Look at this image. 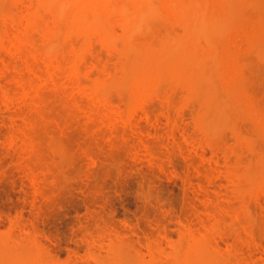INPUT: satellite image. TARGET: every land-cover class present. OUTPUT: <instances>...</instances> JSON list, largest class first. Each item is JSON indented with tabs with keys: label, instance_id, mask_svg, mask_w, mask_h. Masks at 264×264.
<instances>
[{
	"label": "rangeland",
	"instance_id": "374dc122",
	"mask_svg": "<svg viewBox=\"0 0 264 264\" xmlns=\"http://www.w3.org/2000/svg\"><path fill=\"white\" fill-rule=\"evenodd\" d=\"M6 1L0 2V34L4 23L10 30L13 23L14 32L29 29L26 33L38 39L36 24L29 28L28 19L15 20L19 3L14 8L16 0ZM158 1L128 47L112 12L116 35L109 43L91 35L79 79L68 78L66 64L50 68L40 44L42 52L34 56L28 45L0 46V232L12 248L34 245L38 264H122L111 248L114 239L124 241L121 248L127 246L130 257L137 253L151 260L150 248L156 246L159 264H172L175 245L203 237L220 247L210 246L223 264H264V173L259 175L264 172V0H240L227 23L213 31L225 56L216 69L223 68L216 70L219 75L206 73L207 81L201 78L205 82L194 90L179 82L174 86L169 78L173 84L157 82L160 88L145 91L138 96L142 100L118 85L94 92L92 81L100 73L108 74L100 78L105 81L119 79L116 72L121 75L118 70L125 67L137 76L141 65L154 61L148 47L158 49L168 34H182L186 17L165 14ZM78 38L70 42L77 44ZM230 62L241 72L237 77ZM233 78L238 82L227 93L220 85ZM203 95L214 105L208 127L196 121L206 105ZM251 171L258 172L257 180H249Z\"/></svg>",
	"mask_w": 264,
	"mask_h": 264
},
{
	"label": "bare ground",
	"instance_id": "6f19581e",
	"mask_svg": "<svg viewBox=\"0 0 264 264\" xmlns=\"http://www.w3.org/2000/svg\"><path fill=\"white\" fill-rule=\"evenodd\" d=\"M5 1L6 0H0V2H5ZM156 1L157 0H16L15 6H14V3L12 4V2H11V4L15 8L17 3H19L18 4L19 6L16 7V9H14V10L16 12V10L18 8L17 11L19 12L20 17L22 16V19L18 15V16H14V17H16L15 20L16 19L19 20V24H20V21H22L23 19L25 21H27V19H28L30 24L31 23L36 24L37 27H36V25L33 26L31 24V26L29 25V28L32 26H33L32 27L33 30L36 28L35 30L38 31L37 34L38 35L40 34V36L38 37L39 40L37 39V36L35 33L36 31H34V32L32 31L33 33H35V35L32 34V36H30V34L28 35L26 33L27 30H29V29H26V31L24 30L25 31L24 32L23 31L24 28H21L22 31L20 32V30H19L20 26L18 25V21H16L17 25L19 26L18 27L19 32H16V30L14 32V29L16 26L12 25L13 23L11 24V26H13L12 27L13 30H10L11 28L9 26H7L8 24H6V23L3 24L5 26V28H3L4 33L2 34V32H1V34H0V46L4 45V43H7L5 41H9L8 43H10L11 46H15L16 48L20 47L21 49L23 47L22 45H24V46L28 45L29 47L31 46L33 56L40 54L43 51L44 53H42V54H44V56L46 54V56H45L46 61L51 62L48 64H50V65L51 64H53V65L57 64L56 65L57 67H59V65H60V67L63 65L65 66V64H66V65H68V70L66 69L68 71V76H69L68 78L69 79L71 78L70 80L79 79L82 76V74H84L83 69L81 68L82 67L81 63H82V61L85 60L83 58V55L85 54V52L88 49L87 46L88 45H89V47L91 46L90 45L91 44V41H90L91 35L94 36L93 34H95L96 37H98L101 41L99 39L98 40L102 43L103 42L109 43L110 41H113L111 39L114 38V36L116 35L113 32L114 30L112 29V26L114 25L113 23H115V22L111 21L114 19L113 18L114 16L112 17L110 14L113 15L114 12H117L118 20L120 19L119 22H121V25H123L122 27H123L124 40H125V41H123L124 47L126 45L125 44L126 41H127L126 43H127V47H128V45H129L128 43L130 41L129 39L131 38L132 34H134L133 32L135 31V29H137L138 27H140L143 24L146 16L151 15L153 13H156V9L158 8V7H156ZM159 1H161V2L159 3ZM159 1L157 2V3H159L158 6L161 5L160 7L163 10V12L164 11L166 12V13L164 12L165 14L169 13L168 15L171 14L174 17H176V16L177 17H183V16L186 17L187 20H186V23L184 24V30H183L182 34L174 35V36L171 35L169 37H168V35H169L168 34L166 36V38H164L165 40H163V42H162L163 47L161 44L159 46V48L162 47V49L160 48L161 52H160L159 48L158 49H156V48L152 49L151 47L150 48L148 47L149 52H150V50H151V52H154L153 53V56H155L154 61L146 62V63L143 62L144 64L141 65L143 69L141 68V70L139 72L140 74L139 75L137 74V76L136 75L130 76V73L127 72L128 70L126 71L124 69L125 67H122L124 70L122 68H120V70H118V72H121V70H122L121 75H119L120 73L116 72L115 76H117V74H118L119 79L117 77H114V75H113L114 78L111 77L110 81H109V79H108V81L107 80L105 81V80L100 79V78L107 77L108 74L106 76H104L105 72H103L104 74L100 73L101 77L98 76L97 77L98 79L93 78L94 80L92 81L93 86H94L93 87L94 92L97 91L95 89H97L98 87H100L102 90V88H104V87H105V89L107 87H111V86H109L111 84L112 86L118 85V86L123 87V88L126 87V89L131 88L130 89L131 94L129 93L128 95H132V97H133V94H134V96H137V97L141 96L142 97L143 93L145 91H146L145 93L148 94L149 92H151L150 90H153V88H154V90H155V88L158 89L159 85H157V82H159V81H160L159 82L160 87H162V85L166 84V80L168 83H170V82L172 83L171 80L168 81L169 78L173 79L176 82V83L174 82V86H175V84L179 85V83H181V86L184 85V86H187V88L189 90H192V88L194 90V87H196L197 84L199 86L200 84L205 82L203 80H204V78H206V76H204L206 73L207 74L208 73L209 74H212V73L218 74L217 73L218 69L223 68V67H218L216 69L217 66H221L222 61L224 60L222 57H225V56H224L223 52L222 53H221V51L218 52L219 49H218V46L216 44L217 41L215 42L216 37L214 39L215 35L213 34V31H215V29L217 27L221 26L222 24L227 23V20L230 17V15H232L234 13V5H236L238 2L240 3V0H159ZM23 2L25 3V5H23ZM239 3H238V5H239ZM35 5H37V7ZM38 5L41 6L43 9L45 7H46V9L51 8L49 14L53 18L50 17L49 15H47L49 12L48 10L45 9L44 13H43V15L47 16V18L49 16V18H51V21L49 18L47 19L45 16L43 17V15L40 13L41 11L43 12V10L41 7H38ZM238 5H236L237 9H238ZM34 6H35V8H33ZM236 6H235V8H236ZM232 8H233V13H232ZM40 9H41V11H40ZM18 12H16V13H18ZM163 12H161V14ZM51 13H52V15H51ZM9 14L11 15V13H9ZM165 14H164V16H165ZM2 16H4V15H2ZM14 17L12 19H14ZM3 19H5V18H3ZM159 19H160V17H159ZM168 19H170V18H168ZM15 20H13L14 23H15ZM22 23H21V25H22ZM53 23L56 25L53 26ZM58 23H62V25L59 26V28H57L58 25H60ZM177 25H175V26H177ZM6 26L9 27L10 29L7 28ZM55 26H56V28H54ZM114 26H113V28H115ZM60 28H61V30H59ZM146 28H148V27H146ZM223 28H224V26H223ZM37 29H39V30H37ZM56 30L60 33H58ZM119 31H121V30H119ZM56 33L59 35L63 34L62 36L66 37V39H67V37L72 38V36L75 37V35H77L79 37L76 41L77 44H74L75 43L74 41H73L74 43H72V41L70 42V40H71L70 38L67 39L69 42L65 39V41H64L65 44H64V42L62 43V41H60L61 36L57 35ZM33 35H34V37L36 36V39H37L36 41L34 40V38H32ZM70 35H72V36H70ZM55 36H56V38L53 39ZM119 38H120V35H119ZM51 40H53V43L51 42ZM54 40L57 41L56 44H55ZM78 42L79 43L81 42V45L78 44ZM58 43H59V45H58ZM39 44L43 47H41ZM78 45H79V47H78ZM39 46L41 48H43L44 50L41 49L42 51H40V49H38V48H40ZM118 47H119V45H118ZM84 48L85 49L87 48L86 51H84L85 50ZM68 49H69V51H67ZM125 49H127V48H125ZM28 50H26V51H28ZM70 51L72 54L68 53ZM56 52H58V53H56ZM28 53H29V51H28ZM53 54H56L57 56L55 55V57H57V59H61V61L60 60L57 61L56 59L54 61L53 60L54 59ZM58 55L61 58H59ZM221 55H223V56H221ZM143 56H145V55H143ZM231 56H229V57L231 58ZM164 57L166 59H164ZM233 61H234V59H233ZM61 62L64 64H62ZM230 63L232 65H234L233 62H230ZM53 65H51L50 68H52ZM232 67H231V71H232ZM235 67H236V65H234V68ZM65 68H67V67H65ZM213 68H214V70H212ZM21 69H23V68H21ZM26 69H27V67H26ZM224 69H225V67H224ZM237 69H238L237 67L234 69L235 73H236V74H234V76L236 75V77H237V74L239 71V69L238 70ZM27 70H29V69H27ZM45 70H47V69H45ZM60 70H62V69H60ZM66 70H65V72H66ZM210 70H211V72H210ZM234 70L232 73H234ZM102 71H104V70H102ZM219 71H221V69ZM89 72H91V71H89ZM58 73H60V72L58 71ZM226 73H228V72H226ZM240 73L241 72H239V74ZM61 74H62V72H61ZM40 76L38 75L36 77L39 79V78H41ZM44 76H47V75L45 74ZM129 76L134 77V78H130ZM18 77H20V76H18ZM27 77H28V73H27ZM52 77L54 78V76H52ZM83 77H84V79L86 78L85 76H83ZM216 77H219V76H216ZM22 79H24L23 76L21 77V81H20L21 83H23ZM26 79H28V78H26ZM87 79H89V78H87ZM105 79H107V78H105ZM164 79H165V81H162ZM230 79H232V77ZM236 80H237V78H236ZM236 80L234 78H233V80H230V82L228 80H226V82H228V83L224 82L225 84L222 82L224 80H222V81H220V82H222V85H220V86H225L224 87L225 89L223 87H220V88L222 90L224 89L225 92L227 90V93H228L230 91V88L232 89V87H234L233 82H236ZM32 81H35V80H32ZM206 81H207V78H206ZM177 82H179V83H177ZM237 82H238V80H237ZM112 83H114V84H112ZM230 83H232V84H230ZM27 84H29V82H27ZM45 84H46V82H45ZM218 85H219V83H218ZM118 86H116V87H118ZM85 87H87V86L85 85ZM237 87H239V86H237ZM36 88H38V87H36ZM101 90H98V91H100L99 93L102 94L103 91L101 92ZM115 90H117V89H115ZM20 91H22V90H20ZM35 91H37V90H35ZM158 92H160V91H158ZM28 93H29V91H28ZM4 95H5V93H4ZM237 95H239V94H237ZM132 97L128 96L129 99L131 98L134 101L135 98L133 99ZM197 97H198V95H197ZM202 98L203 99L200 100V102H202L201 104L206 102V101L205 102L203 101L205 98L204 95L202 96ZM107 99H108V97H107ZM138 99H140V97H138ZM142 99L143 98H141L140 100H142ZM144 99L146 101V98H144ZM210 99H209V97H208V100L206 98L207 101H210ZM104 100H106V99L104 98ZM145 101H142V102H145ZM239 101H240V99H239ZM5 102H7V101H5ZM135 102L138 103V100H136ZM230 102H232V101H230ZM211 103H212V101H211ZM211 103H210V105H208L209 102H206V105L205 104L202 105L203 107L200 105L202 110L197 115L198 117H197L196 121H198V123L200 124L201 127H205L206 125L208 127L210 125L211 118H210V120H207V117L208 116L210 117V113H212L211 109L212 110L214 109V105L212 104L213 105L212 106ZM210 106H212V107L210 108ZM138 109H140V108H138ZM250 111H253V110H250ZM206 112L208 115L207 114L205 115ZM255 112H257V110ZM131 116H132V114H131ZM218 119H221V118L218 117ZM213 120H215V118ZM249 170H252V169H249ZM253 173L254 172L246 173V175L250 174L251 176L249 179V176L246 177V175H245V178L249 179L250 181L256 176H257V178H259L257 173H254V174H257L256 176ZM262 173H264V172L260 171L259 175L261 176ZM252 175H254V176H252ZM262 177H264V174L262 175ZM249 180L247 181L248 184H250V183L252 184V182H249ZM255 180H257V179H255ZM254 182H256V181H254ZM254 182H253V184H254ZM182 235H183L182 238H184L186 240L189 237V236L187 238L184 237L183 232H182ZM207 238L208 237H206V239ZM7 239L10 240V238H7ZM7 239L5 238V235H2V232H0V264H38L39 263L40 259L38 257V254L40 252L39 251L37 253L34 252L35 248L32 249V246L34 247V245H30L31 248H30L29 244H28V247L26 246L27 248L25 246H22V245L12 248L8 245L9 241ZM196 239L197 238H193V239H191L192 241L182 240V242L183 241H185V242L179 243V244L174 246L175 251L173 253V258L171 257V259H170V261L173 259V261H171L172 264H223L222 261L220 260L221 256L216 253V248H217L216 244L217 243L215 244V242H212L211 238H209L211 245L213 244L216 247V248L211 249V247L213 245L211 246L208 243V241H207L208 239L204 240V237H203V239L201 238V241H199L198 239L196 240ZM114 240L112 243H115V244H113V245L111 244L112 245L111 248H112L113 253L122 260V264H156L157 263L156 261H158L157 264H159L161 262L160 257L155 253L157 251V248H155L156 246H154V247L152 246L153 248L152 247L150 248V255H153V253H154V255L152 257L155 258L156 261L152 257H150L151 260L150 259L144 260L143 257H141V255H139V254L137 255V253L133 254L131 257L128 256L127 253L125 252L127 250H124L125 248H127V246L126 247L124 246L125 247L124 249L121 248V246L123 247V245H124L123 244L124 241L123 242L121 241V243H120L121 245H120L118 243L120 240H118V241L115 240V242H114ZM248 240H249V238H248ZM30 242L31 241H29V243ZM117 244H119L120 246ZM218 247H219V245H218ZM219 248H217V249H219ZM214 249H215V252H214ZM151 250H153V252ZM219 250H218V252H220ZM158 254H159V252H158ZM158 259H160V260H158ZM168 259H169V257H168ZM51 261H53V260H48V262L46 261V263H49ZM233 261H232V263H233ZM236 262H237V264H239L238 261H235L234 264H236ZM100 263H102V262H100Z\"/></svg>",
	"mask_w": 264,
	"mask_h": 264
}]
</instances>
